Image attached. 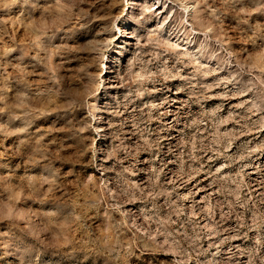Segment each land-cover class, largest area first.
I'll return each instance as SVG.
<instances>
[{
  "label": "rangeland",
  "instance_id": "rangeland-1",
  "mask_svg": "<svg viewBox=\"0 0 264 264\" xmlns=\"http://www.w3.org/2000/svg\"><path fill=\"white\" fill-rule=\"evenodd\" d=\"M0 264H264V0H0Z\"/></svg>",
  "mask_w": 264,
  "mask_h": 264
}]
</instances>
